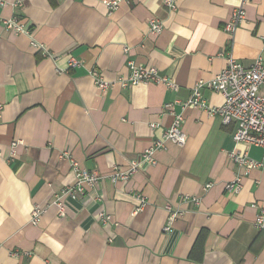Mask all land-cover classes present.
I'll list each match as a JSON object with an SVG mask.
<instances>
[{
	"label": "crops",
	"instance_id": "0c3cea01",
	"mask_svg": "<svg viewBox=\"0 0 264 264\" xmlns=\"http://www.w3.org/2000/svg\"><path fill=\"white\" fill-rule=\"evenodd\" d=\"M5 1L0 264H264V230L255 225L264 206V165L244 173L228 155L238 149L264 161L263 147L236 143L234 124L188 107L186 144L166 141L155 165L142 160L174 120L165 104L187 99L198 80L225 66L228 51L247 66L264 56V0H177L176 10L164 0H124L112 12L103 0H23L21 7ZM241 5L245 19L230 34L225 25ZM12 16L29 33L7 29L4 19ZM153 19L163 24L160 34L149 31ZM32 39L52 56L44 57ZM71 58L80 64L70 67ZM131 62L155 66L179 89L121 86L116 81L129 76ZM93 70L114 85L100 90ZM205 97L211 107L224 102L212 90ZM13 142L19 144L11 158ZM62 152L90 171L105 174L132 161L139 169L127 181L106 179L66 198L60 215L54 196L75 182ZM239 173L241 188L231 192L225 185ZM140 194L146 203L135 212ZM37 205L44 212L34 224ZM169 206L182 215L172 218Z\"/></svg>",
	"mask_w": 264,
	"mask_h": 264
},
{
	"label": "built area",
	"instance_id": "2783aa9c",
	"mask_svg": "<svg viewBox=\"0 0 264 264\" xmlns=\"http://www.w3.org/2000/svg\"><path fill=\"white\" fill-rule=\"evenodd\" d=\"M124 0H103L108 6L110 12L118 8L119 4ZM129 1V0H128ZM249 0H243V3ZM5 0H0V5H4ZM165 5L171 10H176L177 0H164ZM23 0H16L13 5L21 7ZM246 10L243 5L235 8L232 11L231 18L225 25V30L230 34H234L239 25L244 21ZM4 25L7 29L13 30L17 33H29V27L20 21L18 17L12 16L4 19ZM163 30V24L153 19L150 21L149 31L152 34H160ZM31 45L41 50L44 57L52 56L49 48L35 40H31ZM128 51V48H126ZM263 50H264V36H263ZM80 61L71 58L69 62L70 67L78 66ZM62 72L63 70H59ZM92 77L96 86L106 91L113 86L115 82L105 79L97 70H93ZM116 82L123 87L139 83H163L169 89L177 91L178 84L172 77L161 76L155 66H147L130 63V74L128 77H120ZM205 90H212L222 94L224 102L217 107H211L207 103L205 97ZM180 106L182 111L176 112V106ZM201 108L207 110L209 114L219 115L224 124H234L235 129L233 139L236 143H245L247 145H255L264 148V56L259 55L254 62L247 66L237 60L233 54L228 51L226 53L225 66L219 70L214 76L208 80H198L191 95L185 99H177L164 105L163 109L166 112L174 115V120L171 126L166 130L164 138L155 141L150 147L146 148L142 153V160L149 164L155 165V152L165 147L166 141H171L179 146H184L187 141V135L183 130V111L188 108ZM2 105L0 103V110ZM19 142H13L10 146L11 158L16 155V147ZM3 152L0 149V158L3 157ZM229 157L234 163L248 173L254 168L264 165V161H259L251 158L247 151L232 150L228 152ZM61 158L66 160L71 170L75 174V182L69 186L64 187L60 192L54 196V203L58 206L60 215L65 214L64 200L66 198H79L86 189L90 186H97L104 180L108 179L114 183L129 180L139 169V162L132 161L127 168L121 166H114L109 173H101L98 171H90L83 167L70 153L62 152ZM242 173H239L233 181L226 183L225 188L231 192H239L242 185ZM209 186V185H208ZM139 205L135 208V212L141 210L145 206L146 200L141 194L137 196ZM198 202V199H194ZM171 217L176 218L182 215V211L172 209ZM44 212L42 206H35L32 212V222L37 224L41 215ZM104 220H108L109 216L102 214ZM255 225L264 230V206L260 208L256 218ZM165 231H169L170 227L166 226ZM17 255V253H15Z\"/></svg>",
	"mask_w": 264,
	"mask_h": 264
}]
</instances>
